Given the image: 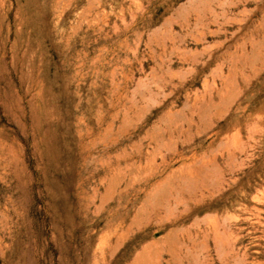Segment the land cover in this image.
Returning a JSON list of instances; mask_svg holds the SVG:
<instances>
[{"label":"rangeland","instance_id":"obj_1","mask_svg":"<svg viewBox=\"0 0 264 264\" xmlns=\"http://www.w3.org/2000/svg\"><path fill=\"white\" fill-rule=\"evenodd\" d=\"M263 18L0 0V264H264Z\"/></svg>","mask_w":264,"mask_h":264},{"label":"bare ground","instance_id":"obj_2","mask_svg":"<svg viewBox=\"0 0 264 264\" xmlns=\"http://www.w3.org/2000/svg\"><path fill=\"white\" fill-rule=\"evenodd\" d=\"M211 11H212V10H211ZM211 11H210V12H211ZM212 14H213V13H212ZM206 16H207V15H206ZM207 17H208V16H207ZM260 19H261V18H260ZM263 19H264V18H263ZM208 20H209V19H208ZM211 20H212V19H211ZM208 22H209V21H206V23H208ZM211 22H212V21H211ZM207 27H209V26L207 25ZM178 37H179V36H178ZM198 38H199V37H198ZM263 39H264V38H263ZM243 49H244V48H243ZM162 51H163V49H162ZM183 51H184V50H183ZM235 51H236V50H235ZM186 52H187V51H186ZM254 53H255V52H254ZM261 53H262V52H261ZM236 56H237V55H236ZM256 58H257V57H256ZM241 60H242V59H241ZM241 60H239V61H241ZM233 63H234V62H233ZM244 64H245V62H244ZM236 66H237V65H236ZM230 69H231V68H230ZM152 73H153V72H152ZM234 74H236V73H234ZM234 74H233V76H235ZM238 76H239V75H238ZM229 77H231V76H229ZM229 77H227L228 80H229ZM235 78H236V77H235ZM241 78H242V77H241ZM239 79H240V78H239ZM239 79H238V80H239ZM235 80H236V79H235ZM229 81H230V80H229ZM224 82H225V81H224ZM231 84H232V83H231ZM233 84H234V83H233ZM237 88H238V87H237ZM219 89H220V88H219ZM235 89H236V88H235ZM209 90H210V89H209ZM232 90H233V89H232ZM216 92H217V91H216ZM218 92H219V91H218ZM218 92H217V93H218ZM230 94H231V93H230ZM234 94H235V92H234ZM221 97H222V96H221ZM214 98H215V97H214ZM228 99H229V98H228ZM226 100H227V99H226ZM201 101H202V100H201ZM214 101H215V100H214ZM216 102H217V101H216ZM199 103H200V102H199ZM192 105H193V104H192ZM216 105H217V104H215V106H216ZM220 106H222V105H220ZM198 107H199V106H198ZM205 108H207V107H205ZM178 111H179V110H178ZM207 112H208V111H207ZM214 112H215V111H214ZM214 112H213V113H214ZM187 113H188V112H187ZM130 114H131V113H130ZM189 114H190V113H189ZM195 114H196V113H195ZM168 115H170V114H168ZM186 117H187V115H186ZM191 117H192V116H191ZM195 117H196V116H195ZM197 117H198V115H197ZM210 117H211V116H210ZM159 118H160V117H159ZM189 119H190V118H189ZM189 119H188V120H189ZM172 120H173V119H172ZM212 120H213V119H212ZM173 121H175V120H173ZM152 122H153V121H152ZM187 125H188V124H187ZM191 125H192V124H191ZM147 126H148V125H147ZM153 127H154V126H153ZM148 128H149V127H148ZM166 128H168V127H166ZM176 128H177V126H176ZM176 128H175V130H177ZM186 128H187V127H186ZM191 128H192V126H191ZM160 129H161V128H160ZM163 129H164V127H163ZM150 130H153V129L150 128ZM165 130H166V129H165ZM169 130H170V129H169ZM197 130H198V128H197ZM197 130H195V131H197ZM160 131H161V130H160ZM182 131H183V129H182ZM140 132H141V131H140ZM147 132H148V131H147ZM149 132L151 133V131H149ZM154 133H156V132H154ZM158 133H159V132H157V134H158ZM190 133H191V132H190ZM157 134H156V135H157ZM167 134H168V133H167ZM202 134H203V133H202ZM152 135H153V134H152ZM174 135H175V134H174ZM191 135H192V134H191ZM178 136H179V135H178ZM189 136H190V135H189ZM189 136H188V137H189ZM144 137H146V136H144ZM150 137H151V136H150ZM154 137H155V136H154ZM182 137H183V136H182ZM190 137H191V136H190ZM155 138H156V137H155ZM168 139H171V138H168ZM194 139H195V138H194ZM184 140H185V139H184ZM196 140H197V139H196ZM157 141H158V140H157ZM157 141H156V142H157ZM161 141H164V140H161ZM167 141H169V140H167ZM186 141H187V140H186ZM144 142H145V141H144ZM146 142H147V141H146ZM164 142H165V141H164ZM174 142H175V141H174ZM140 143H141V142H140ZM165 143H167V145H169L168 142H165ZM177 143H178V141H177ZM159 144H160V143H159ZM161 144H162V143H161ZM172 144H173V143H172ZM186 144H187V143H186ZM141 145H142V144H141ZM153 145H154V144H153ZM155 145H156V143H155ZM167 145H166V146H167ZM177 145H178V144H177ZM179 145H180V144H179ZM184 145H185V144H184ZM160 146H161V145H160ZM175 146H176V144H175ZM175 146H174V147H175ZM141 147H142V146H141ZM141 147H140V148H141ZM153 147H154V146H153ZM161 147H162V146H161ZM174 147H173V148H174ZM178 147H179V146H178ZM178 147H177V148H178ZM144 148H145V147H144ZM167 149H168V148H167ZM138 150H139V149H138ZM150 150H151V149H150ZM172 150H173V149H171V151H172ZM143 151H144V150H143ZM157 151H158V150H157ZM183 151H184V150H183ZM151 152H152V151H151ZM134 153H135V152H134ZM179 153H180V152H179ZM136 154H137V153H136ZM164 154H165V153H164ZM142 155H143V154H142ZM146 155H147V154H146ZM206 155H207V154H206ZM206 155H205V156H206ZM162 156H163V155H162ZM165 156H166V155H165ZM214 156H215V154H214ZM135 157H136V156H135ZM160 157H161V156H160ZM207 157H208V155H207ZM138 158H139V157H138ZM163 158H164V157H163ZM213 159H214V158H213ZM185 160H186V159H185ZM190 160H191V159H190ZM206 161H207V160H206ZM206 161H205V162H206ZM212 161H213V160H212ZM212 161H211V162H212ZM215 161H216V160H215ZM215 161H213V162L215 163ZM152 162H153V161H152ZM164 162H165V161H164ZM161 163H162V162H161ZM202 163H203V162H202ZM216 163H217V162H216ZM157 164H158V163H157ZM169 165H171V164H169ZM199 165H200V164H199ZM199 165H198V166H199ZM205 165H206V164H205ZM203 166H204V165H203ZM210 166H212V165H210ZM217 166H218V165H217ZM160 167H161V166H160ZM160 167H159L158 169H160ZM193 167H194V166H193ZM204 167L206 168V166H204ZM214 167H215V165H214ZM167 168H168V166H167ZM186 168H187V167H186ZM201 168H202V166H201ZM211 168H212V167H211ZM195 169H196V168H195ZM202 169H203V168H202ZM202 169H200L199 171L202 172ZM206 169H207V168H206ZM165 170H166V169H165ZM174 170H175V169H174ZM184 170H187V169H184ZM196 170H198V168H197ZM208 170H209V169H208ZM161 171H162V170H161ZM188 171H189V170H188ZM194 171H195V170H194ZM199 171H198V173H199ZM216 171H217V170H216ZM155 172H156V171H155ZM185 172H186V171H185ZM208 172H209V171H208ZM158 173H159V172H158ZM187 173H188V172H187ZM202 173H203V172H202ZM213 173H214V172H213ZM220 173H221V172H220ZM220 173H219V174H220ZM199 174H200V173H199ZM164 175H165V174H164ZM185 175H186V174H185ZM207 175H208V174H207ZM176 176H177V175H176ZM182 176H183V175H182ZM194 176H195V174L193 175V177H194ZM198 176H200V175H198ZM161 177H162V176H161ZM161 177H160V178H161ZM188 177H189V176H188ZM191 177H192V176H191ZM191 177H190V178H191ZM203 177L205 178V176H203ZM203 177H202V178H203ZM214 177H216V176L213 175L212 178H214ZM217 177H218V175H217ZM151 178H152V177H151ZM180 178H182V177H180ZM204 178H203V179H204ZM133 179H134V178H133ZM194 179H195V178H194ZM185 180H186V179H185ZM187 180H188V178H187ZM196 180H197V179H196ZM149 181H150V180H149ZM168 181H169V180H168ZM197 181H199V179H198ZM197 181H196V182H197ZM204 181H205V180H204ZM146 182H147V181H146ZM163 182H164V181H163ZM185 182H187V181H185ZM209 182H210V181H209ZM161 183H162V182H161ZM192 183H193V182H192ZM197 183H198V182H197ZM205 183H206V182H205ZM163 184H164V183H162V185H163ZM173 184H174V183H173ZM207 184H208V181H207ZM176 185H177V184H176ZM159 186H160V185H159ZM163 186H164V185H163ZM163 186H162V187H163ZM172 186H174V185H172ZM182 186H183V185H182ZM190 186H191V184H190ZM193 186H194V184H193ZM204 186H205V185H204ZM211 186H212V185H211ZM199 187H200V186H199ZM206 187H208V186H206ZM206 187H205V188H206ZM158 188H159V187H158ZM174 188H175V187H174ZM184 188H185V187H184ZM190 188H191V187H190ZM196 188H197V187H196ZM146 189H147V188H146ZM151 189H152V188H151ZM153 189H154V188H153ZM156 189H157V188H156ZM194 189H195V188H194ZM175 190H177V189H175ZM179 190H182V188H180ZM190 190H191V189H190ZM149 192H151V191H149ZM175 192H176V191H174V193H175ZM195 192H196V191H195ZM195 192H194V193H195ZM194 193H193V194H194ZM176 194H177V193H176ZM176 194H175V195H176ZM150 196H151V195H150ZM187 196H188V194H187ZM191 196H192V195H191ZM178 197H179V196H178ZM182 197H183V196H182ZM184 197H185V195H184ZM152 198H153V197H152ZM173 198H174V197H173ZM145 199H146V198H145ZM176 200H177V199H176ZM171 201H172V200H171ZM143 203H144V202H143ZM171 203H173V202H171ZM176 203H177V202H176ZM148 205H149V203H148ZM151 205H152V204H151ZM173 206H174V205H173ZM137 207L140 208L139 206H137ZM152 207H153V206H152ZM159 208H161V207H159ZM159 208H158V209H159ZM174 208H175V207H174ZM140 209H141V208H140ZM151 209H152V208H150V211H151ZM148 210H149V209H148ZM152 210H153V209H152ZM130 211H131V210H130ZM137 211H138V210H137ZM139 213H140V212H139ZM158 213H160V212H158ZM161 213H162V212H161ZM152 214H153V213H152ZM137 215H138V214H137ZM144 215H145V214H144ZM134 216H135V215H134ZM141 216H142V215H141ZM146 216H148V215H146ZM139 217H140V216H139ZM135 218H136V217H135ZM150 218H151V217H150ZM150 218H149V219H150ZM167 218H168V217H167ZM172 218H173V217H172ZM131 219H132V217H131ZM142 219H143V218H142ZM137 220H138V219H137ZM139 220H140V219H139ZM135 221H136V220H135ZM142 221H143V220H141V223H142ZM138 222H139V221H138ZM154 222H155V221H154ZM149 223H152V222H149ZM160 223H161V222H160ZM133 224L136 225L135 222H134ZM142 224H143V223H142ZM154 224H155V223H154ZM167 225H168V224H167ZM150 226H151V225H150ZM160 226H161V225H160ZM165 226H166V225H165ZM173 226H174V225H173ZM174 227H175V226H174ZM167 229H168V228H167ZM155 231H156V230H155ZM172 232H174V230H172ZM172 234H173V233H172ZM172 234H171V235H172ZM152 235H153V234H152ZM168 235H169V232H168ZM171 235H170L168 238H170ZM164 236H165V238L167 237V235H165V234H164ZM174 237H175V235L172 237V240H175V239H173ZM165 238H164V239H165ZM189 238H190V237H189ZM189 238H188V239H189ZM186 239H187V238H186ZM191 239H192V238H191ZM191 239H190V240H191ZM166 240H167V239H166ZM169 240H170V239H169ZM169 240H168V241H169ZM155 241H156V240H155ZM170 241H171V240H170ZM194 241H195V240H194ZM191 242H192V241H191ZM183 243H184V242H183ZM155 244H156V243H155ZM165 244H166V243H165ZM168 244H169V242H168ZM187 244H188V242H187ZM148 245H149V244H148ZM146 246H147V245H146ZM149 246H150V245H149ZM167 246H168V245H167ZM169 247H170V245H169ZM169 250H170V249H169ZM150 251H151V250H150ZM148 256H149V255H148ZM137 257H138V256H137ZM141 257H142V256H141ZM135 259H136V258H135ZM143 259H144V258H142V260H143ZM133 260H134V259H133ZM139 260H140V258H139ZM140 261H141V260H140ZM140 261H139V262H140ZM131 262H132V261H131ZM139 262H138L137 264H139Z\"/></svg>","mask_w":264,"mask_h":264}]
</instances>
